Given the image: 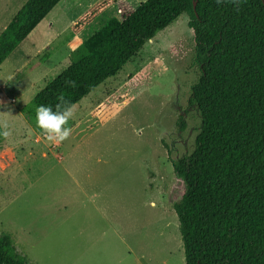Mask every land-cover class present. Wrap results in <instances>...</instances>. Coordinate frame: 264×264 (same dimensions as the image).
<instances>
[{"label": "rangeland", "instance_id": "374dc122", "mask_svg": "<svg viewBox=\"0 0 264 264\" xmlns=\"http://www.w3.org/2000/svg\"><path fill=\"white\" fill-rule=\"evenodd\" d=\"M26 1L0 0V29ZM97 1L60 0L0 67V125L9 132L0 142V234L11 236L29 264H184L172 163L192 152L200 126L190 102L198 70L186 15L73 106L62 142L35 132L20 112L116 17L109 8L69 36ZM103 190L116 198L127 191L126 205L111 206L132 216L120 236L87 203Z\"/></svg>", "mask_w": 264, "mask_h": 264}, {"label": "trees", "instance_id": "16d2710c", "mask_svg": "<svg viewBox=\"0 0 264 264\" xmlns=\"http://www.w3.org/2000/svg\"><path fill=\"white\" fill-rule=\"evenodd\" d=\"M59 1L21 6L0 33V66ZM109 8L116 17L87 37L20 112L42 133L32 121L37 106L55 107L61 96L75 106L186 15L198 70L190 102L200 126L192 152L172 163L184 264H264V0H98L69 36ZM0 264H29L7 233L0 234Z\"/></svg>", "mask_w": 264, "mask_h": 264}, {"label": "clouds", "instance_id": "9594fccd", "mask_svg": "<svg viewBox=\"0 0 264 264\" xmlns=\"http://www.w3.org/2000/svg\"><path fill=\"white\" fill-rule=\"evenodd\" d=\"M55 107L39 105L35 108V123L45 135L46 139L53 142H62L71 134V128L67 127L68 121L73 116V105L62 96ZM3 136H8V131H3Z\"/></svg>", "mask_w": 264, "mask_h": 264}, {"label": "crops", "instance_id": "0c3cea01", "mask_svg": "<svg viewBox=\"0 0 264 264\" xmlns=\"http://www.w3.org/2000/svg\"><path fill=\"white\" fill-rule=\"evenodd\" d=\"M16 14V13H15ZM12 19V18H11ZM10 22V21H9ZM8 22V23H9ZM7 26V25H6ZM5 26V27H6ZM4 27V28H5ZM0 29V33L1 31L4 29ZM12 54V53H11ZM1 67V66H0ZM80 187V186H78ZM104 192L102 193H93L92 196L88 197L86 200H87V203H90L93 208L95 209V211L99 214V212L101 213V216H102V219L105 221V222H112L113 225H110L111 227H113V233L116 235V236H120L122 231H121V227L125 225L126 221L128 219H131L132 216L128 214V210L125 209H120V210H117L115 209L114 211L111 210V206L113 204L115 205H119L120 207H122V203L124 205H126V194H127V191H121L120 195H118L116 198L114 195H112L111 193H109L108 190H103ZM84 192V191H81L80 190V194ZM88 194H84V195H81V196H87ZM74 198V197H73ZM101 201H103V204L101 203ZM134 202V201H133ZM100 205H103V210H102V206H101V209H100ZM151 207L154 206V204L151 202L150 203ZM110 208V209H109ZM110 211V212H108ZM126 231V230H125ZM104 233V232H103ZM30 236V232L28 233ZM11 237V236H10ZM12 239V238H11ZM13 241V239H12ZM95 252H99L98 249H94ZM90 252H87V255L89 254Z\"/></svg>", "mask_w": 264, "mask_h": 264}, {"label": "water", "instance_id": "95a60500", "mask_svg": "<svg viewBox=\"0 0 264 264\" xmlns=\"http://www.w3.org/2000/svg\"><path fill=\"white\" fill-rule=\"evenodd\" d=\"M193 7H195V2H193Z\"/></svg>", "mask_w": 264, "mask_h": 264}]
</instances>
